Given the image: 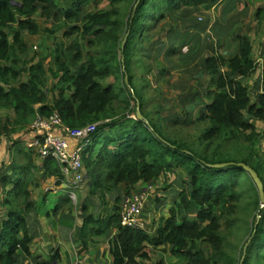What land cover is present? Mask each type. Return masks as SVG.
Wrapping results in <instances>:
<instances>
[{
	"label": "trees",
	"instance_id": "1",
	"mask_svg": "<svg viewBox=\"0 0 264 264\" xmlns=\"http://www.w3.org/2000/svg\"><path fill=\"white\" fill-rule=\"evenodd\" d=\"M92 2L94 8H90ZM218 2L0 0V109L12 110L14 114L0 117V144L4 138L18 137L7 148L10 160L0 166V264L24 263L31 255L35 220L44 204L34 198L33 188L51 177L57 178L58 184L64 179L53 157L38 165L34 149L15 148L23 143L19 138L21 132L38 114L47 116L54 112L72 128L100 122L92 142L83 151V159L90 194L99 197L103 205L108 193L119 184L129 193L137 185L153 183L164 174L185 176L186 185L175 191V203L154 234L148 227L123 226L120 202L107 216L85 213L83 243L90 236L107 235L115 229L110 249L113 264H141L161 246L167 247L180 264H264V207L252 177L237 165L210 167L208 163L222 162L213 161L206 154L197 155L183 141L166 135L159 121L148 118L143 85H139L133 73L134 60L153 53V46L142 44L144 33L154 38L160 33L151 28L158 21L173 17L181 26L168 33L173 42L169 54L188 45L183 57L191 61L208 49L198 77L208 74L210 83L201 94L195 92L197 98L189 100V110L198 104L203 107L198 119L206 127L200 139L211 142L234 138L256 150L260 130L254 121H264V53L262 89L256 93L243 80L258 66L252 40L247 35H239L236 52L225 55L215 48L211 34L207 35L205 47L202 37L190 33L201 24L195 14L210 10ZM104 3L111 8H101ZM36 14L55 21L59 29L67 27L66 36L79 33L80 40L66 48L57 47L49 63L23 58L29 51L25 33L36 35L41 30ZM207 27L208 23L202 29ZM24 73L28 74L27 81L15 84ZM138 108L143 119L137 116ZM173 121L187 124L191 118ZM14 149L22 154V162L14 156ZM243 162L251 165L264 182L257 167L247 160ZM259 165H263L262 161ZM242 171L250 177V187L238 184L236 177ZM61 201L53 207V213L64 203L72 202L68 195ZM237 211L253 212L252 222L237 216ZM223 220L227 228H242L248 233L247 240L238 248V256L234 255L237 246L222 232ZM201 243L207 244L210 251H205ZM246 243L249 244L245 249ZM59 259L60 253L55 250L48 259L38 256L36 260L37 264H53Z\"/></svg>",
	"mask_w": 264,
	"mask_h": 264
},
{
	"label": "rangeland",
	"instance_id": "2",
	"mask_svg": "<svg viewBox=\"0 0 264 264\" xmlns=\"http://www.w3.org/2000/svg\"><path fill=\"white\" fill-rule=\"evenodd\" d=\"M100 7L103 9L111 8L109 3H104L100 5ZM90 8H94V2L91 3ZM220 10L221 8L217 6L216 8H211L210 10L202 9V12L195 14V16L199 17L198 19L200 20L201 24L198 28L192 30L190 33L193 32L195 36L199 35L200 37H202V46L204 45V43H207V35L209 34L207 30H203L202 28L207 23L208 25L209 23H212L214 19H218L219 14H221ZM254 10L251 12L249 20L247 21L252 25L257 21V18L255 17L256 11ZM263 11L264 9L260 13V18L264 22ZM35 18L39 23L41 30L36 35L25 33V39L29 45V51L25 56H23V58H26L28 60L32 58L34 60L41 59L49 63L51 60V55L54 53V50L57 47L66 48L76 41L80 40L79 33L73 34L72 36H66L65 33L67 31V27L59 29L57 28L55 21L47 20L46 18L40 17L38 14L35 15ZM235 23L232 24V27H238L239 25H242V23ZM156 24L157 26L154 25V27L151 28V31H159L160 34H158L154 38H149L147 33H144L142 39L143 45H147L148 47L153 46L152 55L150 57H148L147 54H145V56L143 55V57L139 56V58L141 57V60H134L133 62V73L139 85H143L142 91L145 98L144 109L148 114V118L150 120L159 121L160 124H162L163 130L166 135H169L171 138L177 139L178 141H183L197 155L206 154L210 158H212L213 161L221 162H243L244 160H247L250 164L258 168L261 176L264 179V122L259 121V125L257 126L258 130H260V136L257 137L255 141L256 150L253 149L252 145L249 146L250 144H241L239 140H236L234 138L216 139L211 142L201 140L200 138L205 129L204 127H206V123L204 121H200L198 117L200 116V112L203 107L201 106V104H198L195 109L189 110V100H194L195 97L197 98L195 92L200 91L199 93L201 94V90L207 87L210 83V77L208 74H204L202 78L198 77V74L202 68L203 58L208 54V51L203 49L198 58H193L191 61L184 58L186 56L188 45H182L177 52L169 54L168 50L170 44H172L173 42L168 33L169 31H171V29L180 27L181 25L178 24V21H176L171 16L158 21V23ZM255 26L256 25H254V27ZM180 29H182V27ZM253 29L252 34L255 40H260L261 35H264V28L260 29L258 27L257 31H253ZM154 41L155 44L152 45ZM225 46L228 47L227 45ZM223 47L224 46L221 47L220 45H218V51H221ZM229 47L232 52H234L235 46L229 45ZM22 62L23 61L20 60V64H22ZM27 79L28 74L24 73L19 77V80L16 81L15 84H18L21 81H27ZM204 100L205 99H203V102H205ZM7 115L11 117L14 116L13 111L0 109V117L5 118ZM174 118H191V121L185 124L181 121H173ZM3 140L4 141H1L0 144V166L3 162L7 161L6 158L8 156V150L6 149V147H10L11 141H15L16 139L12 140V138H4ZM15 148L28 150L24 142L18 144V146ZM15 151L16 150L14 149L13 153H15ZM18 159L21 161L24 160L22 159V157H19ZM261 161L263 163L262 166L259 165ZM85 171L87 172V169ZM37 175H39V173H37ZM172 176L168 174L162 175L163 178L161 181H159V187H155V189L153 190V192H156V194L151 197V199H149V203L152 204L157 198L158 201L156 202V205L152 207L153 211L155 210L157 213H167L166 210H164L163 212L161 207L158 208V204L160 203V201H162V199H165L169 204L172 203L174 201L173 199H175L173 196L171 197L173 191H178L181 187H184V185H186L184 180L185 176L183 174H179L176 177L173 176L174 179H172ZM236 180L238 181V184H240V186L250 187L251 185V179L244 171H242L236 177ZM39 190L40 189H33L34 196L39 193ZM70 191L71 189L68 188L65 191L60 190L56 193H51L50 201L52 205L54 206L56 201L59 200V197L61 196L68 195L70 197ZM73 191L78 195L77 201L71 199L73 203H70L71 207L74 208L75 211L76 208L73 207V205L75 206L79 202L80 189H75ZM170 191H172V193H170ZM247 199L250 198L247 197ZM243 203L244 202H242V204ZM64 207H68V205ZM77 210L75 212H77ZM250 212L251 211L244 213L243 211H237L236 215L250 224L253 219V212H251V214ZM1 214L2 212H0V217ZM156 218L157 219L155 221L157 222L160 221L161 217L156 216ZM245 221H240V223H245ZM222 223V232L228 236L230 243L237 246V251L235 250L236 252H234V255L238 256V248L243 243H245L248 238V233L245 231V229L242 228H227L224 220L222 221ZM148 231L153 234L152 229H149ZM201 246L205 249V251H210L207 244L201 243ZM160 251L162 253H159V258L160 256L163 257V250Z\"/></svg>",
	"mask_w": 264,
	"mask_h": 264
},
{
	"label": "crops",
	"instance_id": "3",
	"mask_svg": "<svg viewBox=\"0 0 264 264\" xmlns=\"http://www.w3.org/2000/svg\"><path fill=\"white\" fill-rule=\"evenodd\" d=\"M217 6L221 8V14H219L218 19H214V22L212 21V23H209L206 29L214 40L215 48L217 49L218 45L221 47L224 46L219 52L225 55L235 53L238 47V36L247 35L252 40L254 55L256 57L258 66L257 70L253 74L245 77L243 80L253 92H261L264 35H261V39L257 41L252 34V29L254 28L253 31H257L258 27L260 29L264 28V22L260 18V13L264 9V0H219V2L211 8H216ZM253 10L256 11L255 17L257 18V21L252 25L247 21L249 20ZM235 22L242 23V25L244 23V25L243 27L242 25H239L238 27H232V24ZM254 25L256 26L254 27ZM204 45L205 47L208 46L207 43H204ZM229 45L235 46L234 52H232ZM205 50L208 51L207 48H205ZM259 121L260 120L254 121L257 126L259 125ZM14 154V156L17 158L22 157L23 159L22 154L18 150H16ZM6 159V162L10 160L9 150ZM35 160L36 163L40 165L42 159H40L38 156H35ZM19 161L22 162L23 160ZM173 176L172 179H174ZM163 177H160L155 182L150 183L153 186L152 189H148V186L150 185L148 183H141L134 189L135 191H146L148 194V201L146 200L143 217L147 223L146 228L148 227V229H152L153 234L155 233L160 221L163 218L168 217L169 209L176 200L174 195L175 191H173L171 197L173 196L175 199H173L174 201L172 203L169 204L165 199H162L159 204L157 203L158 208L161 207L163 212L166 210L167 213H157L155 210L153 211L152 207L156 205L158 200L156 198L155 202L150 204L149 199H151V197L156 194V192H153V190L155 187H159V181H161ZM57 180V178L51 177L49 179L42 180L38 187L33 188L40 189L39 193H37L34 198L39 201L43 200L44 204L42 205L41 211L35 220L36 236L31 244L32 253L30 256L26 257L27 259L24 263L21 261L19 264H37L36 259L38 256L48 259L55 250H58L60 253V259L57 261V264H113L110 249L116 234V230L112 229L110 233L103 236H90L87 239V243H83V240L81 239V230L85 213H94L98 215L100 214L101 216H107L112 212V209L115 205H119L122 197L126 194L124 185L119 184L114 190H111L108 193L106 205H103V203L99 200V197L91 196L90 179L87 176L85 184L79 188V202H76L77 204L75 206L73 205L76 210L78 209L77 212H75L76 210L74 211V208L71 207V204L69 205L64 203L63 205H68L69 208L62 205V207L56 213H53V207L58 203H61L62 197L65 195L59 197V200H57L53 206L50 201V194L56 193L60 190L65 191L68 189V184L65 178L59 184ZM170 193H172V191H170ZM118 197H120V201L117 203L116 199ZM156 216L161 217L160 221H155L157 219ZM22 235L23 233L20 232L19 237H22ZM160 250H163V257L160 256L159 258V253H162ZM159 261H163L165 264H180V260L170 255L167 247L165 246L155 248V254L149 259L142 260L141 264H157Z\"/></svg>",
	"mask_w": 264,
	"mask_h": 264
},
{
	"label": "built area",
	"instance_id": "4",
	"mask_svg": "<svg viewBox=\"0 0 264 264\" xmlns=\"http://www.w3.org/2000/svg\"><path fill=\"white\" fill-rule=\"evenodd\" d=\"M100 122L80 128L67 125L59 113L43 116L38 114L34 121L21 132L19 138L28 149H34L38 157L44 160L53 157L58 162L66 179L72 200H77L73 191L79 189L87 180L83 151L93 140V134ZM18 137L16 136L15 139ZM150 184L148 189H152ZM147 192L133 190L126 193L120 203V218L123 226L146 228L143 212Z\"/></svg>",
	"mask_w": 264,
	"mask_h": 264
},
{
	"label": "water",
	"instance_id": "5",
	"mask_svg": "<svg viewBox=\"0 0 264 264\" xmlns=\"http://www.w3.org/2000/svg\"><path fill=\"white\" fill-rule=\"evenodd\" d=\"M126 80H127V78H126ZM137 116L139 118L143 119V115H142L141 110L139 108L137 109ZM233 165H237L239 167H242L252 177V179L254 180V182L257 186V189L259 191L261 205L264 207V182L261 179L259 173L251 165H249L245 162H222V163H213V164L208 163V166L213 167V168H224V167L233 166ZM260 217L261 216L259 215V218ZM248 244L249 243H246L245 249L248 246ZM53 264H57V261H54Z\"/></svg>",
	"mask_w": 264,
	"mask_h": 264
}]
</instances>
